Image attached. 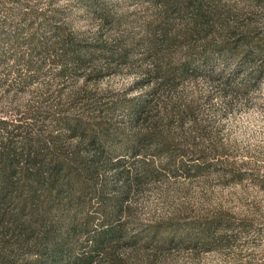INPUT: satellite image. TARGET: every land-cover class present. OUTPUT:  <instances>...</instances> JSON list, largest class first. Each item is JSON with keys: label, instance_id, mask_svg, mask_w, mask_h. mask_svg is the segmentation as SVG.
I'll list each match as a JSON object with an SVG mask.
<instances>
[{"label": "trees", "instance_id": "trees-1", "mask_svg": "<svg viewBox=\"0 0 264 264\" xmlns=\"http://www.w3.org/2000/svg\"><path fill=\"white\" fill-rule=\"evenodd\" d=\"M76 1L86 26L54 0H0V264H156L250 231L264 213L139 221L133 201L161 175L213 174L257 206L244 183L264 195V170L212 125L264 77V0ZM122 67L126 87L99 84Z\"/></svg>", "mask_w": 264, "mask_h": 264}, {"label": "rangeland", "instance_id": "rangeland-1", "mask_svg": "<svg viewBox=\"0 0 264 264\" xmlns=\"http://www.w3.org/2000/svg\"><path fill=\"white\" fill-rule=\"evenodd\" d=\"M45 1L38 0V4L43 5ZM120 2L125 9L135 8L134 11L141 13L150 10L144 3L132 0ZM54 3L62 6L63 14H67L76 26L89 23V19L76 6V0H54ZM259 9L264 12V3ZM131 76L130 71L122 67L101 78L99 84L113 89L123 88L129 84ZM215 118L212 128L227 142L228 153L237 158L247 157L260 170H264V77L245 95L233 99L228 109L215 113ZM244 184L252 193H256L257 206H248L245 204L247 199L236 198L241 185L219 184L213 174H209L206 179L198 176L185 178L180 175H161L146 183L135 196L133 212L139 221H147L165 217L171 211L183 215L220 201L237 213L248 208L264 213L263 192ZM252 217L250 231L239 233L228 246L210 250L198 248L193 253L184 249L164 250L157 256L156 264H264V236L262 231L255 230L256 227L260 230L264 226V216Z\"/></svg>", "mask_w": 264, "mask_h": 264}]
</instances>
